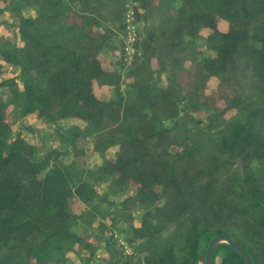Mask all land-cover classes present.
I'll return each mask as SVG.
<instances>
[{"label":"trees","instance_id":"16d2710c","mask_svg":"<svg viewBox=\"0 0 264 264\" xmlns=\"http://www.w3.org/2000/svg\"><path fill=\"white\" fill-rule=\"evenodd\" d=\"M0 25V264H205L219 234L264 264V0H0ZM85 141L96 167L65 160Z\"/></svg>","mask_w":264,"mask_h":264},{"label":"rangeland","instance_id":"374dc122","mask_svg":"<svg viewBox=\"0 0 264 264\" xmlns=\"http://www.w3.org/2000/svg\"><path fill=\"white\" fill-rule=\"evenodd\" d=\"M0 34L2 35H8V31H6L1 25H0ZM114 58V61L118 63V58L114 57L113 55H110ZM117 56V55H116ZM13 74L12 72H7L6 76L11 77ZM99 95L102 97H105L108 95L109 91L106 89H98L97 90ZM4 97L7 98V92L3 93ZM12 112V109H10ZM22 121H25V124H29L33 128V132H29L27 129H25L22 126ZM78 123L80 125H83L80 121H73V118H68V119H62L58 122L60 126L63 128H69L73 125V123ZM13 130L14 132L17 131H22V133L26 136V138L32 142L37 143L41 148H48L51 146L54 147H60L59 143V136L56 134V131L53 126L50 124L44 122L43 120L39 119L35 115H30L26 119L18 120L16 123L13 125ZM85 153L81 158H76L74 155H68L65 160L67 162L73 161V160H78L79 162L85 163L86 166L89 167H96L98 164H100L103 160L102 156H100L97 153H93L91 147L90 141H85ZM114 151L112 150L109 152L110 156H113ZM132 190H126L125 194L127 195L128 193H132ZM114 200H119L121 197H112ZM137 215V214H136ZM135 223H138V218L135 219ZM118 234V233H117ZM120 234V233H119ZM121 238H124V235L120 236ZM105 255L103 249H100L98 251V258L102 257ZM218 259L216 260V264H218Z\"/></svg>","mask_w":264,"mask_h":264},{"label":"built area","instance_id":"2783aa9c","mask_svg":"<svg viewBox=\"0 0 264 264\" xmlns=\"http://www.w3.org/2000/svg\"><path fill=\"white\" fill-rule=\"evenodd\" d=\"M126 32L124 33L125 37V51L127 58L131 59L133 54L136 52V42L138 40V25L135 20V15L132 9H129L126 12ZM121 244L125 245L126 252L131 253V249L126 245L124 240H120Z\"/></svg>","mask_w":264,"mask_h":264},{"label":"water","instance_id":"95a60500","mask_svg":"<svg viewBox=\"0 0 264 264\" xmlns=\"http://www.w3.org/2000/svg\"><path fill=\"white\" fill-rule=\"evenodd\" d=\"M220 243L229 244L234 250H236L242 256L245 264H252V258L249 255V253L239 243H237L230 236L225 234H219L212 238V240L210 241L207 247L205 264H213L214 251Z\"/></svg>","mask_w":264,"mask_h":264}]
</instances>
